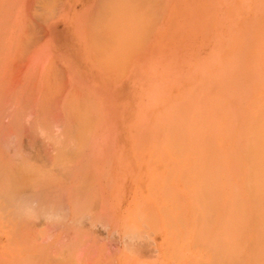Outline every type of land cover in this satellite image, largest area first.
I'll list each match as a JSON object with an SVG mask.
<instances>
[{
  "label": "rangeland",
  "instance_id": "obj_1",
  "mask_svg": "<svg viewBox=\"0 0 264 264\" xmlns=\"http://www.w3.org/2000/svg\"><path fill=\"white\" fill-rule=\"evenodd\" d=\"M64 5L0 0V264H264V0H151L153 47L194 48L201 81H229L226 193L216 183L194 215L139 198L144 169L112 167L94 91L49 54Z\"/></svg>",
  "mask_w": 264,
  "mask_h": 264
},
{
  "label": "crops",
  "instance_id": "obj_2",
  "mask_svg": "<svg viewBox=\"0 0 264 264\" xmlns=\"http://www.w3.org/2000/svg\"><path fill=\"white\" fill-rule=\"evenodd\" d=\"M150 9L151 0H65L46 24L49 54L67 76L94 91L98 134L108 137L112 167L144 169L139 198L182 201V211L173 214L194 215V200L216 199V183L226 193L231 151L217 135L231 129L229 81L218 92L213 77L201 81L194 48L153 47ZM169 54L183 58L170 64ZM221 157L224 180L216 181ZM164 168L184 171L166 175ZM118 189L123 199L126 188Z\"/></svg>",
  "mask_w": 264,
  "mask_h": 264
},
{
  "label": "bare ground",
  "instance_id": "obj_3",
  "mask_svg": "<svg viewBox=\"0 0 264 264\" xmlns=\"http://www.w3.org/2000/svg\"><path fill=\"white\" fill-rule=\"evenodd\" d=\"M57 165V164H56ZM51 168V167H50ZM259 177V176H258ZM35 202V201H34ZM201 203V202H200ZM61 204V203H60ZM19 206V205H18ZM28 207V206H27ZM44 214V213H43Z\"/></svg>",
  "mask_w": 264,
  "mask_h": 264
}]
</instances>
